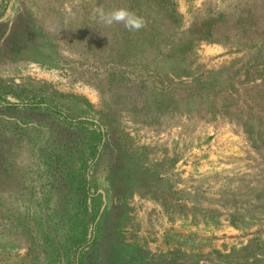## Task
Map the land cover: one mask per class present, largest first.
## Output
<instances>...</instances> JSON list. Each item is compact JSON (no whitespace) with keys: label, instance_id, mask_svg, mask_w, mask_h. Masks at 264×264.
I'll list each match as a JSON object with an SVG mask.
<instances>
[{"label":"rangeland","instance_id":"obj_1","mask_svg":"<svg viewBox=\"0 0 264 264\" xmlns=\"http://www.w3.org/2000/svg\"><path fill=\"white\" fill-rule=\"evenodd\" d=\"M114 1L0 0V264H264V0H172L191 66Z\"/></svg>","mask_w":264,"mask_h":264},{"label":"trees","instance_id":"obj_2","mask_svg":"<svg viewBox=\"0 0 264 264\" xmlns=\"http://www.w3.org/2000/svg\"><path fill=\"white\" fill-rule=\"evenodd\" d=\"M113 4L115 8L127 7L131 9L139 16L143 17L147 22L146 27L139 31H129L124 28L122 24H118L119 32L116 35H119V38L126 43L127 50H129L134 57L142 58L148 51L153 52L154 50L160 62L163 60L172 61L173 58L180 64L191 66L192 62H190V58L187 54L189 49L191 50L193 48L195 42L208 40L224 41L227 43L228 41L225 38L215 36L212 31H209L207 32L208 34H203L208 35L207 38L206 36L202 38H193L192 36L190 43L180 50L177 46L175 47L172 39L170 42L165 43V39H161L163 32H159V27H163L165 29L164 34L169 35L168 38L174 37L175 32L168 26V24L177 17V10L172 0H115ZM140 64L139 62H134L136 66ZM155 83H160L159 90H165L161 82L155 81Z\"/></svg>","mask_w":264,"mask_h":264},{"label":"clouds","instance_id":"obj_3","mask_svg":"<svg viewBox=\"0 0 264 264\" xmlns=\"http://www.w3.org/2000/svg\"><path fill=\"white\" fill-rule=\"evenodd\" d=\"M98 23L105 27H111L114 24H122L129 31H139L146 27V20L127 7H119L105 10L103 7H97L93 10Z\"/></svg>","mask_w":264,"mask_h":264}]
</instances>
